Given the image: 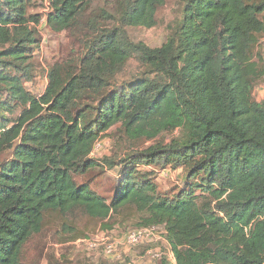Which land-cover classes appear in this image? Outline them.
Returning <instances> with one entry per match:
<instances>
[{"label": "trees", "instance_id": "16d2710c", "mask_svg": "<svg viewBox=\"0 0 264 264\" xmlns=\"http://www.w3.org/2000/svg\"><path fill=\"white\" fill-rule=\"evenodd\" d=\"M167 1L114 0L119 17L87 18L86 0H48L51 31L80 35L84 53L55 65L36 97L25 84L40 20L31 0H0V97L10 101L0 107L23 109L0 131V264H23L47 213L107 223L124 209L140 229L164 228L175 262L162 264H264V101L254 99L264 0H187L164 45L132 41L128 29L156 27ZM132 60L144 76L113 86ZM117 125L132 142L182 135L126 160L108 203L75 176L96 167L95 146ZM139 164L184 168L193 184L168 199Z\"/></svg>", "mask_w": 264, "mask_h": 264}, {"label": "rangeland", "instance_id": "374dc122", "mask_svg": "<svg viewBox=\"0 0 264 264\" xmlns=\"http://www.w3.org/2000/svg\"><path fill=\"white\" fill-rule=\"evenodd\" d=\"M87 18L93 13L105 10L113 16L119 17V11L114 0H86ZM187 0H168L166 5L157 13V25L152 29L129 28L128 33L132 41L143 42L150 48L164 45L174 33L175 26L181 21L183 9ZM261 1V0H256ZM50 12L48 0H31L28 14L40 20L36 27V43L29 48L28 77L26 90L33 96L43 95L48 86V76L57 64L79 57L84 53L80 35L72 32L55 33L47 25ZM34 25V24H33ZM0 48V52H1ZM264 60V35L259 38L255 49ZM144 69L132 60L124 72L116 78L112 85H122L131 82L136 77L144 76ZM27 75L24 78H28ZM256 102L264 101V80L259 82L254 91ZM0 102H10L7 93L0 97ZM13 111L0 107V131L8 122H14L23 109L11 103ZM15 106V107H14ZM181 131L165 134L155 141L145 139L132 142L126 139L117 125L101 135L95 146L91 160L96 164L93 170L83 175H76L79 185L87 184L95 193L103 197L108 203L115 195V190L121 174L127 168L125 163L129 158L143 154L154 145L168 144L181 138ZM7 154L3 161L9 158ZM2 161V160H1ZM138 171L152 178L158 193L168 199H177L183 192H187L193 182L189 179L188 171L184 168H174L162 164L147 166L139 164ZM201 195L200 190L195 191ZM140 216L133 209H124L118 215L103 223L87 216L82 210H75L70 214L47 213L44 228L25 247L23 264H162L163 261L174 263L171 247L166 239L163 227H156L157 235L153 242L131 246L126 240L128 233L141 227ZM90 244H97L92 249ZM114 244L118 257L107 255L105 247ZM151 252V255L149 253ZM161 254V259H153Z\"/></svg>", "mask_w": 264, "mask_h": 264}, {"label": "built area", "instance_id": "2783aa9c", "mask_svg": "<svg viewBox=\"0 0 264 264\" xmlns=\"http://www.w3.org/2000/svg\"><path fill=\"white\" fill-rule=\"evenodd\" d=\"M157 228L156 227H151V228H144V229H139L133 232H130L126 236V240L128 244L131 246H137L141 243L146 242L147 240H150L148 242H153L155 240V236L157 235L156 232ZM92 249H95L98 247L97 244L93 245L90 244ZM106 253L110 257H120L119 254L116 251V247L114 244H108L105 247ZM151 255V252L149 253ZM161 254H156L153 259H160Z\"/></svg>", "mask_w": 264, "mask_h": 264}]
</instances>
